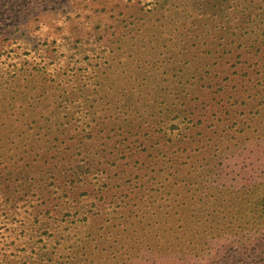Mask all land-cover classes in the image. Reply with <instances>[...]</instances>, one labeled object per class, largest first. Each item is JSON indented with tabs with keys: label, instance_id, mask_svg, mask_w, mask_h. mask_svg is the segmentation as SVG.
<instances>
[{
	"label": "rangeland",
	"instance_id": "obj_1",
	"mask_svg": "<svg viewBox=\"0 0 264 264\" xmlns=\"http://www.w3.org/2000/svg\"><path fill=\"white\" fill-rule=\"evenodd\" d=\"M263 232L264 0H0V264H264Z\"/></svg>",
	"mask_w": 264,
	"mask_h": 264
},
{
	"label": "trees",
	"instance_id": "obj_2",
	"mask_svg": "<svg viewBox=\"0 0 264 264\" xmlns=\"http://www.w3.org/2000/svg\"><path fill=\"white\" fill-rule=\"evenodd\" d=\"M251 112L254 113L255 115H257L259 111H258V109H251ZM243 137H245L246 139L248 138V137L245 136L244 133H243ZM210 159L212 160V159H214V157L212 156V157H210ZM160 171H161L160 172L161 173V176H164L166 174L167 175H173V177H180L181 176V170H179L177 168L175 171H173L172 170V166H167L166 164L164 165L163 168L160 169ZM214 174H216V173H214L212 170H208L207 169V172H206L205 175L207 177H215ZM223 196H224V194L214 195L213 198H212L214 201L212 203H211V201H209L208 203H210V205H216L217 204L216 198H221ZM208 203H206V205ZM235 216H236V214H233L230 211H226L225 212V216L222 219L223 220H227V219L230 218V219L234 220L235 219ZM243 218H246V217H243ZM213 221L215 222V226H214V228L212 230L207 231L208 229H202L200 232L194 233V236H200V237L202 236V238H210V237H213V236H211L212 233L220 229L219 224H218V222L216 221L215 218H214ZM236 221H238V219ZM178 222H180V221L178 220ZM261 223L262 222H257V225H259ZM177 227L180 228V227H183V225L181 223H179L177 225ZM254 227L255 226L249 227L248 229H242V228L235 229V230H233L234 231V235H244V236H247V237H245V242H248L249 241V243H251V242H253V240H255L253 236L258 232V229H253ZM174 230L175 229L170 228V231L173 232ZM260 235L261 236H264V232L261 233ZM218 237L219 236H217V238ZM213 239H214V237H213ZM216 245H218V244H216ZM214 248H215V246L212 245V243L202 242L199 245L190 246L188 248L186 247L185 249H187L189 251H198V252H201V256H202L203 254H205V252L206 253L207 252H210L211 253L214 250Z\"/></svg>",
	"mask_w": 264,
	"mask_h": 264
}]
</instances>
